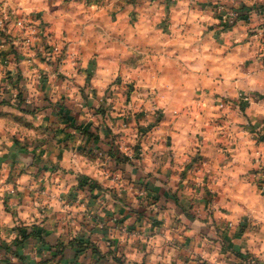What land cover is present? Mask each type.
<instances>
[{"label": "crops", "instance_id": "obj_1", "mask_svg": "<svg viewBox=\"0 0 264 264\" xmlns=\"http://www.w3.org/2000/svg\"><path fill=\"white\" fill-rule=\"evenodd\" d=\"M220 5L240 9L246 16L226 28L217 11ZM0 11L24 18L29 24L26 31L39 36L49 33L69 43L65 64L53 72L52 65H45L51 69L48 77L39 66H32L34 54H17L15 66H22L23 71L19 72L24 77L22 108L42 105L47 95L57 102L47 101L50 108L68 111L74 118L56 122L57 128L67 130H58L46 139L29 138L34 148L19 149L7 160L12 165L0 171V241L13 240L28 230L30 240L64 242L79 230L86 239L104 245L111 231L121 235L109 227L115 218L112 212H121L120 223L125 216L136 220L134 214L124 212L123 199L128 195L136 203L134 194H141L151 199V217L143 222L152 234L168 227V236L178 232L183 240H202L203 231L213 234L217 225L228 237L235 231L234 241L243 244L239 252L227 251L233 264H264V191L259 188L264 184V143L253 148L247 125L260 121L264 112V0H0ZM12 28L8 24L9 33L2 34L0 25L5 38L0 50L15 44ZM26 31L21 33L23 39L29 36ZM22 45L27 47L24 41ZM7 60L9 56L0 55V61ZM119 76L126 80L129 76L137 88L132 94L138 99L137 107L145 101L167 112L190 104L203 106L206 102L199 97L208 92L242 97L247 117L191 121V129L184 128L183 121H162L150 134L149 152L144 153L151 161L161 150L167 154L165 161L184 162L195 144L206 155L213 142L216 155L225 162L211 171L209 185L203 170L194 172L193 184L188 185L187 178L178 182L181 169L170 162L163 167L155 163L149 173L142 174L140 185L139 180L124 174L120 162L110 161L112 155L91 153L93 145L102 143L110 124L100 122L94 109L117 106L115 95H124L127 82L117 80ZM8 86L12 89V84ZM147 93L156 96L148 101L142 97ZM118 115L123 121V114ZM2 120L0 126H11V121ZM121 121L116 124L122 126ZM80 126L90 133L99 131V139L83 134ZM240 156L244 167L235 164ZM243 172L248 173L240 178ZM238 179L245 182L243 192L237 191ZM210 192L218 197L226 193L225 205L207 203L204 197ZM224 206L242 212L224 211ZM137 220L140 226L144 218ZM241 226L247 227L241 230ZM35 253L50 250L40 248ZM211 255L214 260L218 253Z\"/></svg>", "mask_w": 264, "mask_h": 264}, {"label": "rangeland", "instance_id": "obj_2", "mask_svg": "<svg viewBox=\"0 0 264 264\" xmlns=\"http://www.w3.org/2000/svg\"><path fill=\"white\" fill-rule=\"evenodd\" d=\"M0 12V20H6L7 24L13 27L11 30V37L15 40V44L11 43L5 50H0L1 57L4 55L6 57L9 56V59L11 60V62H9L10 60H7L8 62L6 63L0 61V121H3L2 119H5V121H11V126H0L1 171L12 165L11 162L7 160L16 155L15 152L19 151V149L34 148L35 144H30L29 138L41 136L42 139H46L45 137H49L53 133L58 132V130L64 129L55 126L57 121H74V118L68 113V111L60 110L58 108H50L51 105H49L47 101H52L47 95L43 96L42 105L37 106L31 104L30 106L26 105L28 106L27 108H22L20 104L23 102V99L20 94V88L22 87V80L24 77L19 75L20 71L23 72L22 66L19 67V69L15 66V60L18 58L17 56H22L21 53L28 54L27 57L34 54V56H32L35 58V62H32V66H39L44 73L43 75H46L47 77L51 69H47L45 65H52L53 72L55 68L59 69L61 63L62 65L65 64L63 61L66 57L61 61H58L57 57L52 60L53 56H50V48H45V50L40 48V43L37 39L34 41L36 46L29 45L26 47L22 45L24 39L21 33L23 30L17 26L14 27L16 24L12 21L14 17H12L13 15L11 13H8L7 11L4 13L3 11ZM13 22L14 25H12ZM1 27H3V25H1ZM3 40H5V38L0 34V44L3 43ZM56 41L61 47L69 48V43L63 37L58 38ZM4 70L9 71L10 75L5 73ZM23 70H26V73L29 72V69L27 70L24 65ZM26 76L29 77L28 74H25V77ZM12 77L14 79H12ZM127 77L129 80L122 79L121 76L117 78V80L121 79L122 82H127L125 83L126 90L124 95H115L118 99V104L117 106L116 104L113 106L116 107H111L109 110L103 109L102 107L94 109L98 114L100 122L109 121L110 124L107 126L102 143L93 145L91 153L98 156H100V153H108L109 155H112L113 160L111 159L110 161L120 162L121 166L124 167L121 168L123 169L124 174L127 172L129 178L133 181L139 180L137 183L140 185H143V182L140 181L144 177L142 174L149 173L151 171H149V168L153 167L155 163H157L158 167H163L169 162L175 166L177 163L181 169V175L178 182H181V179L184 180L187 178V184H193V182H195L192 178V175H195L194 172L203 170V173H206L207 175L206 181L209 185L211 171L222 166V163L225 162V160L220 159L216 155L215 148L212 146L213 142L209 144L206 155H202L200 152V145L195 144L194 148L196 150L193 149L192 153L189 154V157L184 159V162L175 160L173 155V160L166 159L165 161L163 158L167 154L162 153L161 150H157V154L153 157L155 160L151 161L144 153L149 152V143L151 142V140H149L150 134L162 121H183L182 126L191 129V121H225L228 117L233 119L235 115L242 118L247 117V110L241 102L242 97L239 96L240 98H232V96L229 95L208 92L199 97L203 98L204 102H206L203 106L195 107L193 104H190L186 105L183 109H173L167 112L166 110L156 108L153 103H147V101H145L146 103L144 102V104H140V107H137L138 99L132 96L137 88L134 87V83L130 82L131 78L129 76ZM262 77L264 85V76ZM29 79H32V76ZM9 84H12V89L8 86ZM153 96L155 98L156 95L149 93L142 95V97L145 99L147 98L148 101L151 100ZM30 98L33 100L36 96L33 95L30 96ZM221 100H226L230 103L227 105L225 104V106L222 107ZM262 103L264 106V96L262 97ZM5 104L12 106V109L9 108L7 110H2V107ZM119 113L123 114V121L119 120ZM261 113L262 117L260 121L254 123L249 121L247 124L248 126L250 125V135L253 148H259L260 144L264 143V112ZM40 121H42V125L39 124ZM117 121H121L123 127L116 124ZM258 123H262L263 125L260 126ZM80 129H82L81 126ZM64 130H67V128ZM97 132L99 131L92 133V139H99L97 138ZM161 133L163 134V132ZM191 133H194V131H191ZM246 144L248 145L249 143ZM146 146L147 148H145ZM130 154L133 155V158L130 157ZM242 159V156H240V160L235 161V164H239V166L242 167L246 166ZM139 170H143V172L140 174L138 173ZM251 171L252 170H250V172ZM253 171L256 172L257 169ZM247 173L248 172H243L240 178H244ZM238 181L239 184L237 186V191L243 192L245 187L242 183L245 184V182L243 179H238ZM91 182L92 181H90V183ZM206 187L209 188L208 186ZM192 191L194 194V190ZM246 194L250 196L248 192H246ZM134 195L138 202L135 203L128 195L124 197L123 202L125 206L124 212L134 214L136 220H131L125 216L124 221L120 223L121 212H112L113 214H111V216L115 217V220H111L112 223L109 227L118 231L121 235L118 237L117 235H114L115 233L113 234V231H109L112 237L110 236L104 245L99 241L86 239L81 235L79 230L73 232V237L76 238L72 237L66 240L64 239V242L61 239L53 242L44 239L30 240V237L28 239L25 238V234L31 233L27 230L13 240L5 239L0 241V264H233L234 262L228 256L227 251L239 252L243 248L242 243L234 241L237 239L235 231L229 235L230 237H228V234L219 230L217 225H214L215 229L213 234L210 231H208V233H204L203 231L204 237L202 240L191 239L186 241L181 239V234L178 232L177 235L171 233V235L168 236L165 232L168 227L164 229L163 233L161 232L157 235L158 232H154V234H152L150 232L152 230H148L147 224H144L143 222L151 217L152 213H150V210L148 209V207L150 208L151 199L148 200L149 198L141 194ZM204 198L207 203L211 204L213 201H216L221 205H225L224 203L226 202L227 194L220 193L218 197L210 192L206 193ZM253 201L255 204H259L257 199ZM224 207L225 208H222L224 211H233L236 213L242 212V210L237 207L231 209L228 206ZM207 210L205 211L207 212ZM139 218H144V220L141 221L142 224L140 226H137V219ZM152 225L154 231H159L160 227L156 228L157 226L155 224ZM171 226L175 229L174 225ZM233 227L234 226H231L230 228L235 229ZM246 227L247 226H243L241 230L246 229ZM211 228V225H208V229ZM40 248L50 250V253L36 254L35 250ZM205 250H207V252ZM212 252L218 253V256H216V258L214 257V260H212Z\"/></svg>", "mask_w": 264, "mask_h": 264}, {"label": "built area", "instance_id": "obj_3", "mask_svg": "<svg viewBox=\"0 0 264 264\" xmlns=\"http://www.w3.org/2000/svg\"><path fill=\"white\" fill-rule=\"evenodd\" d=\"M217 11L221 16V23L223 24L224 27L229 28L235 25V19L237 17V13L235 11V9H229V8H225L224 6L220 5L217 7ZM14 17V16H12ZM11 17V19H12ZM8 20V19H7ZM13 21H15V19H13ZM6 20L1 21L0 25H3V27L6 25ZM16 26L18 28H20L21 30H23V32L25 33L26 31V26H25V19H18L15 21ZM26 33H29V36L24 38V42L27 46H31L34 41L37 39L40 43V48L44 49L45 48H50V56H53L52 60H54V58L56 59V57L58 58V61L60 60H64V57H66L69 53H68V49L66 47H61L59 44H57L58 42L56 41V39L53 38V36L49 33H45L43 35H38L37 33H34L33 30H28L26 31ZM60 42V41H59ZM62 42V41H61ZM63 43V42H62ZM263 64H264V56H263ZM228 103H230L229 101H224L221 100V106H225V104L227 105ZM261 190L264 191V184L261 185ZM14 191V189H13Z\"/></svg>", "mask_w": 264, "mask_h": 264}, {"label": "trees", "instance_id": "obj_4", "mask_svg": "<svg viewBox=\"0 0 264 264\" xmlns=\"http://www.w3.org/2000/svg\"><path fill=\"white\" fill-rule=\"evenodd\" d=\"M235 11H236V13H237V17H236V19H235V22L237 23L240 19H242V18H244L245 16H246V13H244L243 11H241L240 9H235ZM15 20H17V18H14ZM235 23V24H236ZM25 26L27 27V26H29V24H25ZM8 31V24H7V22H6V25L3 27V29H2V34H5L6 32ZM81 130V132L83 133V134H85V135H88V136H90V137H92L93 135H92V133H90L89 131H87L86 129H84V128H82V129H80ZM93 140H97L96 138H94ZM31 234L32 233H27V234H25V238H29L30 236H31Z\"/></svg>", "mask_w": 264, "mask_h": 264}]
</instances>
